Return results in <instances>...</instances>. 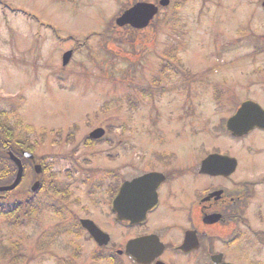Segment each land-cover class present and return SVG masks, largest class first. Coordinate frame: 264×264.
<instances>
[{
	"label": "rangeland",
	"instance_id": "rangeland-1",
	"mask_svg": "<svg viewBox=\"0 0 264 264\" xmlns=\"http://www.w3.org/2000/svg\"><path fill=\"white\" fill-rule=\"evenodd\" d=\"M136 1L159 0H0V96L25 120L17 127L12 115L9 126L19 137L39 126L33 138L43 140L32 143L39 157L50 154L46 186L30 198L39 207L31 222L16 227L0 217V264H109L105 257L126 234L111 212L113 172L140 173L125 163L158 144L157 132L164 149H192V139L197 151L236 154L240 176L264 195V133L235 139L223 129L243 100L264 107V51L255 53L264 36L263 0H172L144 30L94 34ZM76 47L65 69L63 54ZM177 65L183 74L171 72ZM189 105L193 115L181 119ZM96 127L106 136L88 140ZM28 177L12 200L31 194ZM259 202L243 224L242 264H264ZM81 217L96 220L115 246L99 247Z\"/></svg>",
	"mask_w": 264,
	"mask_h": 264
},
{
	"label": "flooded vegetation",
	"instance_id": "flooded-vegetation-1",
	"mask_svg": "<svg viewBox=\"0 0 264 264\" xmlns=\"http://www.w3.org/2000/svg\"><path fill=\"white\" fill-rule=\"evenodd\" d=\"M152 137H156L159 143L139 153L140 161L125 163V168H139L140 173L131 175L128 172L126 175V172H113L115 180L109 186L113 202L124 181L151 173L156 174L159 181L157 202L142 222L136 225L122 222L125 227L134 229L132 233H126V242L133 238L153 236L151 250L155 252V258L150 264H217L213 256L219 254H222L223 262L242 264L239 259L244 236L243 224L250 201L254 200L253 205L264 199V195L258 190L251 191L248 184L245 185L244 177L242 174L240 176L241 159L234 153L218 148L214 151H197L195 148L200 143L196 145L192 139V149L168 150L161 145L165 139L163 136L157 132ZM13 150L22 158L25 166L26 163L32 164L35 170L33 160L28 162L27 155L22 151L30 149L18 145ZM213 152L236 157L238 162L235 171L227 174V164L218 159L215 163L210 162L211 172L203 171L204 160ZM41 164L44 177L48 167ZM32 178L33 182L40 178L41 184H46L41 175L37 178L33 175ZM263 204L264 201H260L255 212L259 209L260 213H257L264 215ZM116 255L128 261L126 264H139L126 253Z\"/></svg>",
	"mask_w": 264,
	"mask_h": 264
},
{
	"label": "water",
	"instance_id": "water-1",
	"mask_svg": "<svg viewBox=\"0 0 264 264\" xmlns=\"http://www.w3.org/2000/svg\"><path fill=\"white\" fill-rule=\"evenodd\" d=\"M160 4L164 6L168 5L169 0H161ZM158 11L159 7L154 3L138 2L131 8L124 11V13L118 17L117 24L120 26L131 24L136 28H144L150 23ZM71 55L72 51H69L65 54V64L68 63ZM227 127L235 136L248 134L256 127L264 128V108L253 100H247L243 102L236 114L228 119ZM104 133L105 130L103 128H97L90 134V136L92 138H100ZM12 157L19 166L17 177L11 185L2 186L0 187V190H12L20 183L22 179V162L19 158L13 155ZM217 159L224 164H227V174H230L234 171L236 167L235 159L218 154L211 155L205 161L203 170L210 171V162L215 163L214 161ZM36 168L38 171L40 165H37ZM212 172H214V169H212ZM147 181L154 183L155 178L153 175L141 176L131 182L124 183V185L121 187L119 195L115 201V210L118 211V220L127 219L131 220L132 223H138L145 217L147 210H149V208L156 202V195H153L155 187H149L147 194L148 197L147 199L144 198V189L146 187L145 185ZM39 185V181L36 182V184L33 186V190L38 189ZM81 223L100 244H107L109 242V235L103 232L94 221L90 219H82ZM146 244H148L147 238H138L132 240L127 244V252L130 254L132 253L137 258L136 260H138V262H149V260L145 257L146 253L143 252V250H146ZM217 258H220V255H217Z\"/></svg>",
	"mask_w": 264,
	"mask_h": 264
},
{
	"label": "trees",
	"instance_id": "trees-1",
	"mask_svg": "<svg viewBox=\"0 0 264 264\" xmlns=\"http://www.w3.org/2000/svg\"><path fill=\"white\" fill-rule=\"evenodd\" d=\"M259 39L261 42L256 45V54H261L264 51L263 35L260 36ZM15 172L16 169L14 163L8 156H3L0 159V184L10 182L13 179ZM38 209L39 207L34 206L30 199H23L18 203L16 201H7V199L0 196V216L4 215L7 217L12 222V225L16 227L25 226L31 222ZM13 245V250L18 252L20 250V244L15 242ZM17 256V253L12 254L11 260H16Z\"/></svg>",
	"mask_w": 264,
	"mask_h": 264
}]
</instances>
